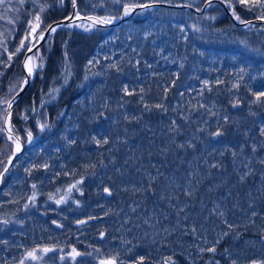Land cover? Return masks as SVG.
I'll list each match as a JSON object with an SVG mask.
<instances>
[{
	"label": "trees",
	"instance_id": "trees-1",
	"mask_svg": "<svg viewBox=\"0 0 264 264\" xmlns=\"http://www.w3.org/2000/svg\"><path fill=\"white\" fill-rule=\"evenodd\" d=\"M207 1L77 3L82 16L116 22L128 4ZM229 7L238 22L264 20L251 0ZM72 12L73 0L0 4V106L23 85L32 35ZM81 26L90 25L62 28L35 53L36 79L14 110L16 130L36 140L0 190V264L46 248L118 264L264 260V24L239 27L214 4ZM8 146L0 129V164Z\"/></svg>",
	"mask_w": 264,
	"mask_h": 264
},
{
	"label": "water",
	"instance_id": "water-1",
	"mask_svg": "<svg viewBox=\"0 0 264 264\" xmlns=\"http://www.w3.org/2000/svg\"><path fill=\"white\" fill-rule=\"evenodd\" d=\"M213 3H220L221 6L224 8V10L227 12V14L232 18V20L236 23L235 19L233 18L231 12L229 11V8L227 6V4L225 2H223L222 0H210L208 1L202 11H198L193 7L190 6H173V5H168V4H152L150 5L149 8H154V7H164V8H171V9H189L195 13H199L202 14L206 11L207 7ZM142 8L138 7L134 9V12H137L139 10H141ZM130 17H126V18H122V20H120L119 22H115V23H111V24H102V23H98L93 21L92 19H90L89 17H79L77 15V0H75V5H74V10L73 13L71 14V16L66 19L63 20L61 22L55 23L53 25H51V27L48 28V30L43 34V39H40L39 42L32 48V51H28L26 54V57L24 59L23 62V70L26 74V79H27V84H24L22 86V88L20 89V91L17 93V95L13 98L12 101V107L11 109H7V112L11 113L10 118L5 122H4V132L6 134V136L8 137V141H10L11 143H13V145L15 146V150H14V155L9 159L8 162V166L5 169V173L3 175H1L0 177V184L2 183L5 174H7V172L9 171V169L11 168V166L16 162V160L23 154L24 152V147L22 144V138L18 137L14 132H12L9 129L10 123L12 124V117H13V111L15 106L20 102V100L23 98V96L25 95V93L27 92L28 88L30 87V85L32 84L33 80L35 79V76L32 75L31 77H28V73H27V68L25 67V62L34 55V53L49 39V37L51 36V34L53 33V31H51L52 28H55V30L61 26H65V25H69L72 23H78V22H88L90 24H93L94 26L97 27H109V26H120L121 24H123L124 22H126ZM251 23H256V22H248V23H243L240 24V26L246 27L248 25H250ZM264 23V21L262 22ZM237 24V23H236ZM15 138L18 143L20 144V150L17 151V144L13 141V139H9V137Z\"/></svg>",
	"mask_w": 264,
	"mask_h": 264
},
{
	"label": "snow or ice",
	"instance_id": "snow-or-ice-1",
	"mask_svg": "<svg viewBox=\"0 0 264 264\" xmlns=\"http://www.w3.org/2000/svg\"><path fill=\"white\" fill-rule=\"evenodd\" d=\"M20 2L23 3V0H20ZM226 2H228L229 3V6H231V0H226ZM238 2H240V3H248L249 0H238ZM3 3H5V0H0V4H3ZM251 3L253 4V6H257L258 5L260 7H264V0H251ZM73 5H75V0H73ZM137 7L147 9V8L150 7V5H148V4H128V5H125L124 6V14L125 15H128L131 11H133ZM41 10H43V9H41ZM114 19H116V18L115 17H112V18H101V19L98 20V22L99 23H102V24H109V23H112ZM237 19H239V17H237ZM261 19H264V16H261ZM35 21L36 22H35L34 26H32L30 28V33L29 34H26L25 37H24V39L21 40L20 47L17 48V50H16L17 52L21 51V49L24 48V41L29 39V35L35 33L36 32V29L40 27V18L38 16L35 17ZM49 27H51V26H49ZM51 31L54 32L55 31V28H52ZM36 38L37 37L35 35H32V39L33 40H35ZM39 39H43V33L42 32L39 34ZM27 51H29V52L32 51V48L31 47L27 48ZM9 59H11V55L9 56ZM32 59L33 58H29L25 62V67L27 68L28 77H31L33 75ZM113 67H114V65H113ZM27 82H28L27 79H25L23 81L24 84H27ZM204 83L207 84L208 82L205 81ZM124 91L125 92L128 91L127 90V87H125ZM141 91H143V90H141ZM261 97H264V92L260 93L259 96H257V100H260ZM5 103H7L8 109H11V107H12V101H5ZM156 107L157 108H162L163 106L160 105V104H158V105H156ZM10 116H11V113L6 111V113H5V120L7 121L10 118ZM26 118L27 117H25V119ZM43 127H44V125H40L41 130H43ZM262 134H264V129H262ZM31 135H32L31 132H29L28 133L29 138L31 137ZM214 135L215 136H220V135H222V133L220 131H217V132L214 133ZM9 139H12V137L10 136ZM97 143H100V142L97 141ZM104 143H108V141L105 140ZM181 147H183V145H181ZM16 150L17 151L20 150V145L19 144H17V149ZM233 155H234V153H233ZM261 163H264V161H261ZM214 167H215V165H214ZM241 179H243V177H241ZM33 187H35V185H33ZM104 191L105 192H108L109 194H111L110 191H109V189H107V188ZM191 194H192L191 192H188L187 193V195H189V196ZM57 203H60V201H57ZM219 215L223 216L224 213L223 212H220ZM252 215L255 216L256 213L253 212ZM224 223L227 224V226H228L229 229H232L234 227L233 225L228 224V222H227L226 219L224 220ZM192 231L195 232V229L193 228ZM229 234L230 233H228V232H224L223 233L224 236H228ZM219 242H220L219 240L216 241L217 244ZM43 251L44 252H48V251H52V249H43ZM201 251H203V249H201ZM208 251H211V252L215 253L216 252V248L215 247L209 248ZM225 251H227V250H225ZM76 255H79V253H76ZM28 256L31 257V258H33V259H37L38 258L34 252L28 253ZM144 260H145V258L143 256H141L138 260L135 261V264H144ZM22 264H23V262H22ZM101 264H118V262H117V259L116 258H112V259H109V260L101 261ZM166 264H175V262L172 261V258L171 257H169L168 262H166ZM233 264H235V262H233ZM251 264H264V260H261L259 262L253 260L251 262Z\"/></svg>",
	"mask_w": 264,
	"mask_h": 264
},
{
	"label": "rangeland",
	"instance_id": "rangeland-1",
	"mask_svg": "<svg viewBox=\"0 0 264 264\" xmlns=\"http://www.w3.org/2000/svg\"><path fill=\"white\" fill-rule=\"evenodd\" d=\"M191 1H194V0H191ZM82 29H84V30H86L87 32H89V31H91L92 30V28L91 27H89V26H84V27H82ZM37 38L39 37V35L37 34V36H36ZM36 38V39H37ZM35 39V40H36ZM31 40H32V43L34 42V40L32 39V37H31ZM33 58V57H32ZM38 61V59H36L35 57L32 59V67H33V72H34V74H35V76H37V72H38V70H39V66H38V63L39 62H37ZM26 79V78H25ZM24 79V80H25ZM36 79V78H35ZM23 84V83H22ZM18 88H15L12 92H11V94L9 95V97H8V100H6L5 98L3 99V103L1 104V106H0V129H2L3 128V125H4V121H5V113H6V111H7V103H5V101H11V100H13V98L17 95V93L19 92V90H17ZM26 138V141H27V143L29 144V143H33L35 140H36V138H34L32 135H31V137L29 138V136H28V134H26V137H24V139ZM8 148H9V150L11 151V154L14 152L13 151V145H11V143L10 142H8ZM6 166H7V163H5L4 164V166H3V168H2V171H4L5 170V168H6ZM2 171H0V174L2 173ZM6 180V177H5V179H4V181ZM46 249H51V248H46ZM55 252H57V251H55V250H53L52 249V251H48V252H44L43 251V249H41V250H38V251H35L34 253L36 254V256L38 257L37 259H33V258H31V257H27L24 261H23V264H55L53 261H51V258H53V257H51V254H54ZM76 253H78L76 250H74V249H70L69 250V254H67V255H61L62 253L61 252H59V254L57 255V258H58V261H64V260H66V259H72L71 261H70V264H73L74 262H75V260L77 259V258H79V256H81L80 254H79V256L78 255H76ZM84 257V256H83ZM86 258V257H85ZM91 259V261H96L95 259H98V260H100V262L99 263H97V262H93V264H101V261H105L106 259H102V258H100V256H98V255H96V256H93V257H91L90 258ZM22 264V263H21ZM92 264V263H91Z\"/></svg>",
	"mask_w": 264,
	"mask_h": 264
},
{
	"label": "bare ground",
	"instance_id": "bare-ground-1",
	"mask_svg": "<svg viewBox=\"0 0 264 264\" xmlns=\"http://www.w3.org/2000/svg\"><path fill=\"white\" fill-rule=\"evenodd\" d=\"M11 125V124H10ZM11 127V126H10ZM12 127H13V129H15L16 130V127H15V125H12ZM19 137V136H18ZM14 140H16L15 138H14ZM18 142V141H17ZM19 144V143H18ZM22 144H23V147H24V149H26L27 148V146H28V143L27 142H25L23 139H22ZM20 145V144H19ZM15 150V146H13V151ZM4 161H2L1 162V164H0V171L2 170V168H3V166H4ZM5 173V171H2V175ZM5 176H6V174H5ZM2 186L3 185H0V190H1V188H2Z\"/></svg>",
	"mask_w": 264,
	"mask_h": 264
}]
</instances>
